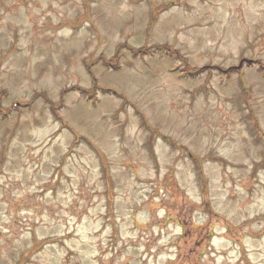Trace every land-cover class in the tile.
I'll list each match as a JSON object with an SVG mask.
<instances>
[{
  "label": "rangeland",
  "instance_id": "rangeland-1",
  "mask_svg": "<svg viewBox=\"0 0 264 264\" xmlns=\"http://www.w3.org/2000/svg\"><path fill=\"white\" fill-rule=\"evenodd\" d=\"M0 264H264V0H0Z\"/></svg>",
  "mask_w": 264,
  "mask_h": 264
},
{
  "label": "water",
  "instance_id": "water-1",
  "mask_svg": "<svg viewBox=\"0 0 264 264\" xmlns=\"http://www.w3.org/2000/svg\"><path fill=\"white\" fill-rule=\"evenodd\" d=\"M249 63H251L252 61H248ZM243 63H244V61H242L241 63H240V65H239V67H241L242 65H243Z\"/></svg>",
  "mask_w": 264,
  "mask_h": 264
},
{
  "label": "trees",
  "instance_id": "trees-1",
  "mask_svg": "<svg viewBox=\"0 0 264 264\" xmlns=\"http://www.w3.org/2000/svg\"><path fill=\"white\" fill-rule=\"evenodd\" d=\"M231 70H233V69H231Z\"/></svg>",
  "mask_w": 264,
  "mask_h": 264
}]
</instances>
